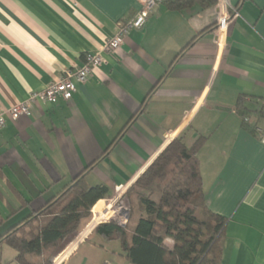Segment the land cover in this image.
<instances>
[{"label": "crops", "instance_id": "0c3cea01", "mask_svg": "<svg viewBox=\"0 0 264 264\" xmlns=\"http://www.w3.org/2000/svg\"><path fill=\"white\" fill-rule=\"evenodd\" d=\"M229 1L239 15L221 48L215 5L163 2L118 49L102 53L104 62L68 99L33 103L16 120L6 115L0 233L52 201L49 208L80 175L111 195L175 138L191 146L202 137L204 200L227 217L218 264H264V142L253 127L264 118V0ZM137 8V0H0V112L99 52ZM240 97L245 123L235 111ZM139 214H126L130 231ZM106 221L91 228L94 215L82 219L62 264H133L119 240L96 232ZM164 244L174 247L171 238ZM4 245L0 264H19L9 245L4 257Z\"/></svg>", "mask_w": 264, "mask_h": 264}, {"label": "trees", "instance_id": "16d2710c", "mask_svg": "<svg viewBox=\"0 0 264 264\" xmlns=\"http://www.w3.org/2000/svg\"><path fill=\"white\" fill-rule=\"evenodd\" d=\"M164 3L174 9L195 3L207 8L214 6L216 0H164ZM235 111L242 120L247 117L242 97L237 100ZM202 141L200 137L187 146L181 137L175 138L129 186L126 195L130 215L140 212L132 231L127 224L121 226L115 221L96 226V232L105 238L119 240L131 263H219L227 217L211 211L204 200L196 156ZM65 189L66 193L49 208L52 201L46 204V209L0 233V242L16 251L19 264H49L52 255L77 231L80 221L88 218L94 205L108 196L106 186H90L82 175ZM3 222L0 215V227ZM165 238L174 241L172 249L164 244ZM33 257L38 260L33 261Z\"/></svg>", "mask_w": 264, "mask_h": 264}, {"label": "built area", "instance_id": "2783aa9c", "mask_svg": "<svg viewBox=\"0 0 264 264\" xmlns=\"http://www.w3.org/2000/svg\"><path fill=\"white\" fill-rule=\"evenodd\" d=\"M138 8L135 14L127 21L118 23L117 33L110 38L104 46H102L99 52H88L84 55V61L80 66H73L65 68L60 78L57 81L51 82L44 88L38 91H32L29 93L26 100L12 104L5 113L0 112V128L4 125L6 115L12 120L18 119L22 115H28L30 113V106L33 103H49L56 104L59 100L68 99L76 90L77 85L86 82L89 75L104 62L103 52H111L118 49L126 34L131 29L142 28L150 15H152L156 9L164 2V0H137ZM215 7L217 9V17L215 21V35L216 45L222 47L228 29L232 26L239 13L235 6H233L229 0H216ZM243 120H248V117H244ZM254 131L261 137L264 142V118L263 124L254 126ZM130 184H120L114 189L115 192H119L117 197L121 196L128 188ZM111 208V204H109ZM116 215L122 220L116 222L121 226H125L126 212L120 210L115 211ZM98 223L95 222L91 228ZM80 239V238H78ZM77 237L72 241L73 244L78 240ZM70 242L67 247L62 249L56 259H53V263L62 264L63 259L68 254L67 250L71 246Z\"/></svg>", "mask_w": 264, "mask_h": 264}, {"label": "rangeland", "instance_id": "374dc122", "mask_svg": "<svg viewBox=\"0 0 264 264\" xmlns=\"http://www.w3.org/2000/svg\"><path fill=\"white\" fill-rule=\"evenodd\" d=\"M126 192H127V190L123 193V194H121V196H119V197H117V195H118V193L119 192H113L111 195H108L106 198H103L104 200H103V202L104 203H102V202H100L99 204H98V208H100L101 209V207H102V205L103 204H105V205H109V204H111V208H110V211H111V215L110 216H108L107 218H109V220L110 221H115V222H119V221H121L122 219L121 218H119L116 214L117 213H113L112 212V210L113 211H117V210H120V211H124V212H126V214L127 213H130V211H131V206H130V204H129V200H128V198H127V195H126ZM104 206V205H103ZM107 208H108V206H107ZM93 213H92V210H91V215H92ZM91 215H90V217H91ZM126 225V224H125ZM75 237L76 236H72L71 237V239L64 245V246H62L55 254H53L52 255V257H51V259H50V262H49V264H57V262L56 263H53L52 261H53V259H56V257H57V255H58V253H59V251L64 247H67V245L70 243V242H72L74 239H75ZM4 244H6L5 242H4ZM2 248V247H1ZM3 252H4V257H6V256H8L9 254H8V252H13V249L12 248H10V247H8L7 246V244L6 245H4L3 246ZM2 249H0V251H1Z\"/></svg>", "mask_w": 264, "mask_h": 264}, {"label": "bare ground", "instance_id": "6f19581e", "mask_svg": "<svg viewBox=\"0 0 264 264\" xmlns=\"http://www.w3.org/2000/svg\"><path fill=\"white\" fill-rule=\"evenodd\" d=\"M98 204L97 203L96 205H94V207L92 208V213L94 215V219L96 221H99L100 219H104V218H107L108 216L111 215L109 209L107 208V206H103L100 208H98Z\"/></svg>", "mask_w": 264, "mask_h": 264}]
</instances>
